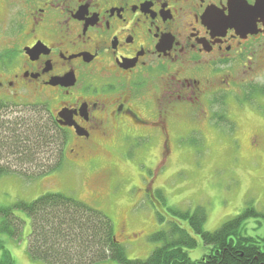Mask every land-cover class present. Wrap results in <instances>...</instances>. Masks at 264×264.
Returning a JSON list of instances; mask_svg holds the SVG:
<instances>
[{
    "label": "flooded vegetation",
    "instance_id": "flooded-vegetation-1",
    "mask_svg": "<svg viewBox=\"0 0 264 264\" xmlns=\"http://www.w3.org/2000/svg\"><path fill=\"white\" fill-rule=\"evenodd\" d=\"M234 1L0 0L12 26L3 47L13 53L0 62L3 113H37L71 166L114 135L160 141L165 151L181 129L203 137L219 126L221 112L210 110L220 101L211 96L239 104L240 89L252 87L242 73L264 54V3L250 34L227 18L256 0ZM16 102L20 109L9 107Z\"/></svg>",
    "mask_w": 264,
    "mask_h": 264
},
{
    "label": "rangeland",
    "instance_id": "rangeland-1",
    "mask_svg": "<svg viewBox=\"0 0 264 264\" xmlns=\"http://www.w3.org/2000/svg\"><path fill=\"white\" fill-rule=\"evenodd\" d=\"M9 20L5 12L0 13V53L7 50L3 43L10 40ZM255 61L254 70L249 74L245 70L242 78L246 83L251 80L252 86L263 87L264 54L258 53ZM240 93L238 101L245 95L241 89ZM220 95L211 96L221 102L216 104L220 109L210 110L211 114L220 111L219 117H223V121L217 119V130L205 129L203 137L194 134L191 140L187 128L181 129L173 141H168L169 151L160 141L140 144L138 140L134 145L114 135L99 139L77 166H71L62 161L57 146L33 157L37 161L33 163L26 157L22 161V157L12 156L5 145H0V167L9 172L0 177V207L29 203L46 193L70 196L112 221L115 237L130 260H146L160 247L162 244L152 243L150 236L166 231L170 222L178 223L196 240L193 249L185 250L191 260H200L209 253L210 248L191 232L188 221L174 218L169 210L189 214L205 211L204 232L216 231L245 210L254 212L258 217L244 221L242 234L258 242L264 240V95L254 96L245 104L228 99L227 106L222 103L226 94ZM11 104L9 107L20 109V103ZM179 115L180 121L187 116L184 109L178 111ZM15 116H0V138L15 132ZM59 165L55 172L44 168ZM149 193L151 200L146 197ZM14 214L23 221L19 240L0 236L14 264H45L33 261L28 254L29 217L16 210ZM158 214L163 222H159ZM95 264L118 263L106 259Z\"/></svg>",
    "mask_w": 264,
    "mask_h": 264
},
{
    "label": "trees",
    "instance_id": "trees-1",
    "mask_svg": "<svg viewBox=\"0 0 264 264\" xmlns=\"http://www.w3.org/2000/svg\"><path fill=\"white\" fill-rule=\"evenodd\" d=\"M12 55L9 50L2 51L0 62ZM258 95H264V86L255 84L242 96L239 103L245 104ZM5 106L7 105L0 103L2 117L6 115L3 112H7L3 109ZM33 116L38 114L15 116L12 119L15 132L6 131L10 135L0 138V145H5L12 156L22 157V161L26 157L27 161L34 163L37 161L33 157L46 154L49 148L51 150V147L58 144L56 131ZM222 118L217 119L221 121ZM44 168L47 169L46 172H55L60 165ZM7 173V169L0 167V177ZM146 197L151 200L150 193ZM15 210L26 214L31 221L27 249L30 258L45 264H95L106 259L118 264H264V240L258 242L242 234L244 221L249 217H258L247 210L227 220L214 232L203 231L206 220L203 210L192 214L169 210L174 218L188 221L191 232L210 248L208 254L195 261L188 257L185 250L193 249L196 240L176 222L168 223L166 231L150 236L152 243L158 242L162 245L142 261L130 260L126 256L115 237L113 223L105 214L70 196L46 193L29 203L17 202L12 207H0V236L7 235L18 241L23 221L14 214ZM157 217L159 222H163L160 214ZM262 218L264 221V216ZM0 250V264H14L1 240Z\"/></svg>",
    "mask_w": 264,
    "mask_h": 264
},
{
    "label": "water",
    "instance_id": "water-1",
    "mask_svg": "<svg viewBox=\"0 0 264 264\" xmlns=\"http://www.w3.org/2000/svg\"><path fill=\"white\" fill-rule=\"evenodd\" d=\"M237 1V0H236ZM234 1V5L236 4ZM264 0H256V5L254 8H249L245 4L243 6L234 7L235 9H231L230 15L227 18L229 22V26L235 28L238 33H255V25L252 18L260 16L259 12L263 7Z\"/></svg>",
    "mask_w": 264,
    "mask_h": 264
},
{
    "label": "bare ground",
    "instance_id": "bare-ground-1",
    "mask_svg": "<svg viewBox=\"0 0 264 264\" xmlns=\"http://www.w3.org/2000/svg\"><path fill=\"white\" fill-rule=\"evenodd\" d=\"M147 196V195H146ZM149 199V198H148Z\"/></svg>",
    "mask_w": 264,
    "mask_h": 264
}]
</instances>
